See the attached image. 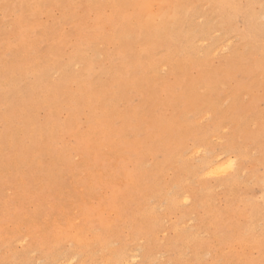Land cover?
<instances>
[{
  "label": "rangeland",
  "instance_id": "obj_1",
  "mask_svg": "<svg viewBox=\"0 0 264 264\" xmlns=\"http://www.w3.org/2000/svg\"><path fill=\"white\" fill-rule=\"evenodd\" d=\"M179 1L0 0V264H264V0Z\"/></svg>",
  "mask_w": 264,
  "mask_h": 264
},
{
  "label": "bare ground",
  "instance_id": "obj_2",
  "mask_svg": "<svg viewBox=\"0 0 264 264\" xmlns=\"http://www.w3.org/2000/svg\"><path fill=\"white\" fill-rule=\"evenodd\" d=\"M154 1H155V0H154ZM176 1H178V0H175V2H176ZM221 1L225 2L224 0H221ZM230 1H232V0H230ZM152 2H153V1H152ZM156 2H157V1H156ZM156 2H154V4H155ZM169 2H170V1H169ZM169 2H168V3H169ZM172 2H173V1H172ZM175 2H174V3H175ZM179 2H181V0H180ZM228 2H229V1H228ZM163 3H166V2H163ZM168 3H167V5L170 6V4H168ZM181 3H182V2H181ZM181 3H179V5H180ZM218 3H219V0H218ZM220 3H221V2H220ZM135 4H136V3H135ZM141 4H142V3H141ZM141 4H140V5H141ZM148 4H149V3H148ZM148 4H147V5H148ZM172 4H173V3H172ZM172 4H171V5H172ZM224 4L226 5L227 3H223V8L220 7L221 5L218 6V7H220L219 10H220L221 8H222L223 10L225 9V8H224ZM144 5H145V4H144ZM159 5H160V3H159ZM159 5H158V6H159ZM162 5H163V7H165V4H162ZM227 5H228V4H227ZM227 5H226V6H227ZM142 6H143V4H142ZM230 6H231V5H230ZM230 6H229V7H230ZM234 6H235V8H236L235 3H233V8H234ZM152 7L155 8L154 5H153V6H150V8H152ZM172 7H173V6H172ZM229 7H228V8H229ZM137 8H138V7H137ZM233 8L231 7L230 9H233ZM161 9H162V6H161ZM168 9H169V8H168ZM222 9H221V10H222ZM230 9H226V10L229 11ZM138 10H139V9H138ZM152 10H153V9H152ZM152 10H151V11H152ZM221 10H220V11H221ZM226 10H225V11H226ZM236 10H238V8H236ZM236 10H235V12H234V10H232L231 12L236 13ZM160 11H161V10H160ZM167 11H168V10H167ZM228 11H227V12H228ZM238 11H239V10H238ZM163 12H164V11H163ZM143 13H144V12H143ZM152 13H153V12H152ZM166 13H168V12H166ZM237 13H239V12H237ZM144 14H145V13H144ZM144 14H143V15H144ZM157 14H158V13H157ZM221 14H223V13L221 12ZM229 14H231V13H228V16H229ZM232 14H233V13H232ZM164 15H165V14H162L161 16L163 17ZM168 15H169V13H168ZM225 15L227 16L226 13H225ZM233 15H235V14H233ZM233 15H230V16H233ZM237 15H238V14H236L235 16H237ZM222 16H223V15H222ZM226 16H225V17H226ZM141 17H142V16H141ZM157 17H158V16H157ZM170 17H171V16L169 15V18H170ZM183 17H184V16H183ZM225 17H224V18H225ZM230 18H231V20H230L229 22L232 21V19L234 18V16H233V18H232V17H230ZM235 18H236V17H235ZM151 19H152V18H151ZM237 19H238V18H237ZM156 20H157V19H156ZM158 20H160V16H159V19H158ZM167 20H168V16H167ZM181 20H182V19H181ZM172 21H173V20H172ZM174 22H175V20H174ZM174 22H172V23H174ZM222 22H223V21H222ZM224 22H225V20H224ZM233 22H235L234 19H233V21H232V26H234V25H233ZM237 22H238V21H237ZM155 23H156V25L158 24L156 21H155ZM155 23H154V21H153V24H155ZM175 23H176V22H175ZM227 23H228V22H227ZM227 23H226V24H227ZM238 23H239V22H238ZM139 24H140V23H139ZM222 24H223V23H222ZM224 24H225V23H224ZM234 24H235V23H234ZM156 25H155V26H156ZM139 26H140V25H139ZM139 26H138V27H139ZM155 26H154V27H155ZM157 26H158V28H159L160 24H158ZM170 26H171V24H170ZM172 26H173V24H172ZM172 26H171V27H172ZM225 26L229 27V26H231V25H229V23H228V25H225ZM237 26H238V24H237ZM138 27H137V28H138ZM171 27H170V29H171ZM182 27H183V26H182ZM152 28H153V27H152ZM152 28H151V29H152ZM230 28H231V27H230ZM153 29H154V28H153ZM180 29H181V28H180ZM233 29H234V28H233ZM233 29H231V30H233ZM174 30H175V29H174ZM138 31H140V29H138ZM152 31H153V30H152ZM179 31H180V30H179ZM149 32H150V31H149ZM149 32H148V34H151L150 36H152L153 33H155V30L153 31V33H152V32L149 33ZM167 34H168V33H167ZM150 36H149L148 38H147V37H146V38L149 39ZM156 36H157V35H156ZM165 36H166V34H165ZM152 37L154 38L155 36H152ZM168 37L170 38V36H168ZM146 38H144V39H146ZM153 38H150V39L152 40ZM164 38H166V37H164ZM169 38L167 39L168 41H169ZM154 39L156 40V38H154ZM158 39L160 40V39H163V38H158ZM155 40H153V41L155 42ZM153 41H151V42H153ZM172 41H173V40H172ZM144 42H145V40L143 41V43H144ZM146 42H147V40H146ZM146 42H145V43H146ZM154 42H153V43H150V44H154ZM161 42H162V41H160V43H161ZM157 43H159L158 40L156 41L155 45H157ZM162 43L165 44L164 41H163ZM170 43H171V41H170ZM170 43H168V44H170ZM172 43H173V42H172ZM172 43H171V45H173ZM146 44H147V43H146ZM164 44H163V46H164V49H163V50H165V47H166V45H164ZM166 44H167V41H166ZM177 45H179V44L177 43ZM177 45H176V43L174 44L175 47H176ZM147 46H150L149 43H148ZM147 46H146V47H147ZM174 46H172L171 48H175ZM155 47H156V46H155ZM155 47H154V49H155ZM160 47H161V46H160ZM142 48H143V46H142ZM161 48H162V47H161ZM167 48L169 49V47H167ZM144 49L146 50L147 48L144 47ZM144 49H143V50H144ZM154 49H153V50H154ZM149 50H150V49H149ZM155 50H156V49H155ZM163 50H162V51H163ZM153 52H154V51H153ZM153 52H152V53H153ZM149 53H150V52H148V56L150 55ZM165 53H166V52H165ZM164 55H165V54H164ZM212 160H213V159H212ZM214 160H215V159H214ZM214 160H213V162H214ZM209 161L211 162V160H209ZM209 161H208V162H209ZM215 161H216V160H215ZM211 163H212V162H211ZM216 163H217V161H216ZM209 164H210V163H209ZM209 164L207 163V165H209ZM230 164H231V163H229L228 166H231ZM209 168H210V167H209ZM213 168H214V167H213Z\"/></svg>",
  "mask_w": 264,
  "mask_h": 264
}]
</instances>
